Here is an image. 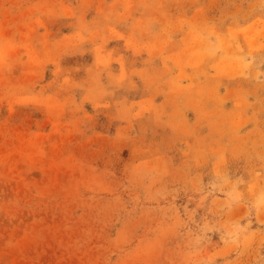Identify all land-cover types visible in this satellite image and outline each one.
I'll return each mask as SVG.
<instances>
[{
	"label": "rangeland",
	"instance_id": "374dc122",
	"mask_svg": "<svg viewBox=\"0 0 264 264\" xmlns=\"http://www.w3.org/2000/svg\"><path fill=\"white\" fill-rule=\"evenodd\" d=\"M0 264H264V0H0Z\"/></svg>",
	"mask_w": 264,
	"mask_h": 264
}]
</instances>
